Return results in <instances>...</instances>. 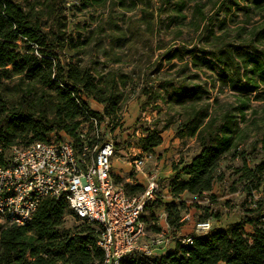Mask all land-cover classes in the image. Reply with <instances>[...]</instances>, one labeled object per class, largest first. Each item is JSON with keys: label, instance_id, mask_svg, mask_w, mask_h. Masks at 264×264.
Listing matches in <instances>:
<instances>
[{"label": "trees", "instance_id": "1", "mask_svg": "<svg viewBox=\"0 0 264 264\" xmlns=\"http://www.w3.org/2000/svg\"><path fill=\"white\" fill-rule=\"evenodd\" d=\"M47 1L48 16L53 18L49 30H45L39 18L33 17L31 11H25L21 4L14 0H0V83L16 78L27 89L22 91L18 108H10L0 91V165L7 163V149L14 146L16 140L27 146L34 142H48L52 134L59 137L63 132L77 151H81L84 145L103 144L106 138L100 137L98 129L101 125L112 127L118 110L120 94L117 83L111 81L110 87L104 89L88 69L81 71L67 60L65 50L70 51L72 37L60 30L65 1ZM94 1L101 3L105 0ZM159 2L161 13L171 0ZM225 2L221 0L219 9ZM250 2L257 9L264 10V0ZM176 5L179 14L186 8L182 0ZM232 5L238 4L232 2ZM227 11H231L230 6ZM194 14L205 23L204 41L212 39L213 51L181 47L167 52L163 57L168 63L175 59L183 62L185 57L188 58L179 72L183 76L158 81L156 87L146 83L140 91L146 97L144 105L163 99L171 106L188 108L175 130V138L194 139L197 146L190 158L181 159L173 166L172 174L165 181L168 195L161 196L157 192L142 215L147 232L159 234L163 228L158 224L155 210L163 208L167 236L174 247L153 256L130 255L119 264H264V204L259 202H254L253 208L236 222L212 226L203 234L195 233L194 228L187 236L192 238L190 244L178 241L186 224L184 216L190 207L201 208L198 203L206 199L217 202L212 191L215 183L223 180L220 167L225 160L237 157L243 160L242 166L235 169L234 185H241L248 197L264 181V159L248 167L245 152L238 154L237 148V133L249 110V97L253 95L256 101L264 99V50L257 45L264 41V26L253 30L249 42L231 44L223 40V36L214 35L210 29L212 18L206 17L201 5L194 6ZM179 17L184 19V16ZM19 44L23 45L22 49ZM191 69L217 72L222 84L240 96L237 106L225 108L221 115H217L211 112L210 104L196 105L202 103L210 91L206 83L188 82L197 77L184 76ZM38 85L41 88L40 109L34 113L28 97ZM211 87L214 88L215 84ZM160 90L166 93V98H161ZM90 99L103 106L101 113L91 110ZM91 118L97 122L96 128ZM85 123L89 124L90 131L94 130L93 134L88 135L84 130ZM82 131L85 132L83 138L80 136ZM114 147L115 151L120 149L117 144ZM115 184L122 186L130 197L139 196L145 190L141 184L121 180ZM235 191L233 189L232 193ZM203 210L207 211V208L203 207ZM211 218L218 223L222 214L220 211L214 214L205 212L197 223ZM68 219L71 225L66 227ZM246 227L250 228L249 232ZM100 233L99 226L73 216L65 199H44L31 222L25 226L0 225V264H104V252L97 246Z\"/></svg>", "mask_w": 264, "mask_h": 264}, {"label": "rangeland", "instance_id": "2", "mask_svg": "<svg viewBox=\"0 0 264 264\" xmlns=\"http://www.w3.org/2000/svg\"><path fill=\"white\" fill-rule=\"evenodd\" d=\"M14 1L21 4L25 11H31L33 17L39 18L43 28L49 30L53 18L48 16L47 0ZM64 1L60 30L72 37L70 51L65 50L67 60L81 71L88 69L104 89L110 87L111 81L117 83L120 100L112 127L101 125L98 129L101 138L105 137L120 147L112 158L111 176L114 183L117 180L128 182L127 179H130L142 182L145 188L147 178L143 175L157 174L158 192L165 196V181L172 174L173 166L181 159L190 158L197 151V146L194 139L175 138V130L188 108L171 106L163 99L144 105L146 97L140 93L141 89L146 83L156 87L158 81L183 76L179 72L188 58L185 57L183 62L175 59L168 63L163 57L167 52L181 47L213 51L212 39L204 41L205 23L194 14L196 4L203 7L207 18H212L210 29L214 35L219 38L223 36V40L231 44L249 42L253 38V30L264 26V10L257 9L250 0H226L221 9V0H182L186 3V8L181 14L177 12L176 5L180 0H171L161 13L159 0H105L101 3L94 0ZM232 2L238 5H232ZM229 6L230 12L227 11ZM179 16H184V19ZM221 22L223 25H220ZM257 45L260 50H264V41ZM19 48L22 49L23 45L19 44ZM185 75L197 76L188 82L206 83L210 91L209 96L196 105L210 104L211 112L217 115H221L225 108L237 106L240 96L222 84L217 72L191 69ZM213 83L214 88L211 87ZM26 90L16 78L0 83V91L10 108L19 107L22 91ZM40 90L38 85L28 97L34 113H38L40 109ZM159 94L161 98H166L164 91L160 90ZM89 106L93 111H103V106L94 99L89 100ZM249 106L245 121L239 125L237 148L240 151L238 154L245 152V162L251 167L264 159V99L256 101L252 95L249 97ZM83 128L88 135L94 133V130L90 131L89 124H83ZM59 137L69 139L63 132ZM59 137L56 136V139ZM155 142L159 143L153 146ZM15 143L14 146H23L18 140ZM12 147L7 149L9 156ZM139 154L151 155V158L147 160L142 172L135 173L129 162L134 155ZM243 163L237 157L229 158L221 164L220 174L223 175V180L216 182L212 191L217 202L211 203L206 199L198 203L202 209L190 207L184 216L186 224L180 234L182 237L192 234L197 221L205 212L214 214L220 211L221 220L216 223L211 218L210 223L212 226H223L238 221L247 210L253 208L254 202L264 204V181L251 197L242 191L241 185H234L235 169ZM233 189H236L235 193H232ZM155 214L158 224L163 228L166 223L163 208H157ZM1 224L3 222L0 221ZM70 225L71 221L68 219L66 227ZM246 231L249 232L250 228L246 227ZM173 247L170 240L167 248L160 247L155 252L158 254L159 251L168 248L172 250Z\"/></svg>", "mask_w": 264, "mask_h": 264}, {"label": "built area", "instance_id": "3", "mask_svg": "<svg viewBox=\"0 0 264 264\" xmlns=\"http://www.w3.org/2000/svg\"><path fill=\"white\" fill-rule=\"evenodd\" d=\"M91 122L96 128L97 122L93 118ZM115 154L109 139L77 151L70 139L58 140L55 134L48 142L13 146L7 163L0 165V221L25 226L42 200L63 198L78 220L101 228L97 246L104 252V264H119L134 254L157 255V248H167L170 239L166 230L149 234L142 215L159 191L158 176L145 175L144 192L128 196L111 176ZM149 158L151 155H134L129 164L140 173ZM211 228L210 221L198 222L195 233H207ZM178 241L190 244L192 238L179 236Z\"/></svg>", "mask_w": 264, "mask_h": 264}, {"label": "crops", "instance_id": "4", "mask_svg": "<svg viewBox=\"0 0 264 264\" xmlns=\"http://www.w3.org/2000/svg\"><path fill=\"white\" fill-rule=\"evenodd\" d=\"M144 176V178L146 179V176L145 175H143ZM147 180V179H146ZM127 181L129 182V183H132V184H137V183H139V184H141V185H143V183L142 182H140V181H133V180H130V179H127ZM164 195L165 196H167L168 195V189L166 188V192L164 193ZM163 229L164 230H167V224L165 223L164 224V227H163ZM167 250H169V248L167 249ZM167 250H165V251H167ZM164 251H159L158 252V254H162Z\"/></svg>", "mask_w": 264, "mask_h": 264}]
</instances>
